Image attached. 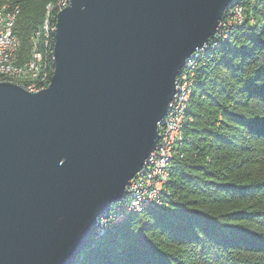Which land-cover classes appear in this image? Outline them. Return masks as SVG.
I'll use <instances>...</instances> for the list:
<instances>
[{"label":"water","instance_id":"obj_1","mask_svg":"<svg viewBox=\"0 0 264 264\" xmlns=\"http://www.w3.org/2000/svg\"><path fill=\"white\" fill-rule=\"evenodd\" d=\"M232 1L70 0L57 12L48 86L0 81V264L75 261L143 171L176 76Z\"/></svg>","mask_w":264,"mask_h":264},{"label":"trees","instance_id":"obj_2","mask_svg":"<svg viewBox=\"0 0 264 264\" xmlns=\"http://www.w3.org/2000/svg\"><path fill=\"white\" fill-rule=\"evenodd\" d=\"M11 1L21 6L22 60L54 0ZM235 4L242 22L221 27L192 59L182 138L159 202L126 212L128 193L115 201L72 264H264V0H233L223 20Z\"/></svg>","mask_w":264,"mask_h":264},{"label":"built area","instance_id":"obj_3","mask_svg":"<svg viewBox=\"0 0 264 264\" xmlns=\"http://www.w3.org/2000/svg\"><path fill=\"white\" fill-rule=\"evenodd\" d=\"M69 1L54 0L46 4L43 22L29 38V55L22 60L19 54L20 42L15 32L16 20L21 10L20 3L11 0H3L0 3V81L16 83L29 92H36L48 86L54 69L51 65L53 62L51 37L55 31L56 16ZM242 20V6L235 4L229 16L224 20L222 18L217 30L225 25L240 23ZM205 46L191 54L184 65L185 69L176 76V93L169 103L167 113L158 122L159 143L147 159L143 171L138 172L130 180L126 212H140L146 205L159 202L158 195L170 175L171 160L177 153L176 146L182 138V123L191 94L192 59ZM102 224L104 225L103 221Z\"/></svg>","mask_w":264,"mask_h":264}]
</instances>
